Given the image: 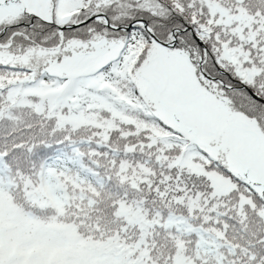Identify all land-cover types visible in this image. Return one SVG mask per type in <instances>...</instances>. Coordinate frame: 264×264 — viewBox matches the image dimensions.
<instances>
[{
  "label": "snow or ice",
  "instance_id": "6c2138e0",
  "mask_svg": "<svg viewBox=\"0 0 264 264\" xmlns=\"http://www.w3.org/2000/svg\"><path fill=\"white\" fill-rule=\"evenodd\" d=\"M0 264H264V0H0Z\"/></svg>",
  "mask_w": 264,
  "mask_h": 264
}]
</instances>
